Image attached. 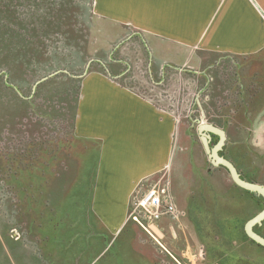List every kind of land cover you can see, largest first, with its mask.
Returning <instances> with one entry per match:
<instances>
[{
    "label": "crops",
    "instance_id": "crops-1",
    "mask_svg": "<svg viewBox=\"0 0 264 264\" xmlns=\"http://www.w3.org/2000/svg\"><path fill=\"white\" fill-rule=\"evenodd\" d=\"M91 9L102 33L111 26L109 42L113 43L100 48L95 65L82 76L68 74V79H79L69 134L93 141L94 167L77 182V170L73 172L69 162L63 161L61 171L46 182L62 181L65 195L74 189L70 195L85 200L86 222L79 223L81 213L73 224L61 221L56 214L60 202H56L52 211L37 214L45 220L35 224L32 245L7 241L0 264H178L187 258L199 264H231L230 258L218 257L216 249H229L239 259L253 257L259 247L234 224L241 217L220 221L224 228L221 240L209 251L210 231L199 218L212 210L203 211L206 205L199 197L194 200L186 194L184 198L185 191L176 180L188 128L184 119L125 83L132 59L125 58L124 45L129 41L139 44L148 71L157 75L168 69H208L222 58H252L264 53V0H92ZM256 69V73L262 70ZM57 73L41 78L35 87ZM249 84L243 90L242 120H250L245 116L254 106L253 113L259 115L255 119L264 120V77L255 78L257 91L252 93L256 95L249 93ZM250 131L246 129L245 135ZM236 169L240 175L244 172L245 179L264 184L258 179L261 167L256 172L252 165ZM161 177L168 180L173 203L182 215L176 221L167 217L158 221L154 235L160 247L130 220V203L141 184ZM79 184L88 185V190L81 193ZM135 226L150 244L162 249L164 257L153 250L140 251L134 240ZM256 227L255 232L264 237V221Z\"/></svg>",
    "mask_w": 264,
    "mask_h": 264
},
{
    "label": "rangeland",
    "instance_id": "rangeland-1",
    "mask_svg": "<svg viewBox=\"0 0 264 264\" xmlns=\"http://www.w3.org/2000/svg\"><path fill=\"white\" fill-rule=\"evenodd\" d=\"M91 8L92 0H0V255L7 241L32 245L35 224L42 225L45 220L37 214L52 211L56 202H60L56 214L61 221L73 224L81 213L79 223L86 222L85 200L70 195L74 189L65 195L62 181L55 185L46 182L61 171L63 161L69 162L73 172L77 170V182L94 167L93 141L69 134L79 81L68 79L69 75L77 77L89 71L100 48L113 43L109 42L111 26L102 33ZM8 14L24 27L34 22L35 32L31 28L25 35L24 27L11 21ZM12 31L15 36L11 37ZM124 48L125 58L132 59L125 83L184 119L182 123L188 128L176 180L185 191L184 198L186 194L194 200L199 197L206 205L203 211L212 210L199 220L210 231L209 251H213L223 234L221 220L241 217L234 224L242 229L250 215L261 211L262 204L256 196L237 189L225 169L211 166L197 126L213 124L224 130L227 141L222 155L240 171L247 165H252L254 172L261 167L258 179L264 183V120L255 119L259 115L253 113L254 106L245 116L250 120L243 121L241 110L245 86L250 83L249 93L255 92V78L264 77V53L245 59L222 58L199 71L168 69L157 75L148 71L139 44L129 41ZM256 68L261 72L256 73ZM56 71L59 73L35 87V82ZM246 129L251 130L250 135H245ZM78 188L85 193L89 186ZM135 230L134 240L141 252L153 250L156 256L164 257L160 247L150 244L137 227ZM215 251L218 257L230 258L231 264L241 260L229 249ZM252 259L264 262V251L258 248Z\"/></svg>",
    "mask_w": 264,
    "mask_h": 264
},
{
    "label": "built area",
    "instance_id": "built-area-1",
    "mask_svg": "<svg viewBox=\"0 0 264 264\" xmlns=\"http://www.w3.org/2000/svg\"><path fill=\"white\" fill-rule=\"evenodd\" d=\"M182 213L173 203L169 192V182L166 178H158L155 181H145L134 192L131 198L130 219L144 232H146L161 247L154 235V229L158 221L167 217L176 221ZM202 256V250L198 252ZM199 264L197 260L187 258L184 263Z\"/></svg>",
    "mask_w": 264,
    "mask_h": 264
},
{
    "label": "water",
    "instance_id": "water-1",
    "mask_svg": "<svg viewBox=\"0 0 264 264\" xmlns=\"http://www.w3.org/2000/svg\"><path fill=\"white\" fill-rule=\"evenodd\" d=\"M197 131L200 136V140L203 146L205 153L213 167H222L224 168L231 181L242 190L253 192L257 196H260L264 200V186L248 182L243 180L236 167L229 160L224 158L219 154V152L223 149L226 144L227 136L224 130L216 127L213 124L199 123L197 126ZM210 135H214L218 137V141L216 144L210 146L209 139ZM264 221V208L257 213L254 217L249 219L243 226L245 235L253 241L258 246L264 248V237L257 234L253 228L257 225H261Z\"/></svg>",
    "mask_w": 264,
    "mask_h": 264
},
{
    "label": "flooded vegetation",
    "instance_id": "flooded-vegetation-1",
    "mask_svg": "<svg viewBox=\"0 0 264 264\" xmlns=\"http://www.w3.org/2000/svg\"><path fill=\"white\" fill-rule=\"evenodd\" d=\"M217 141H218V137L217 136H214V135H210V139H209V144H210V146H212V145H214V144H216L217 143ZM200 142H201V140H200ZM201 145H202V143H201ZM202 148H203V146H202ZM204 150V149H203ZM205 152V151H204ZM206 154V153H205ZM219 154L221 155V156H223L224 157V155H222V151H220L219 152ZM206 156H207V154H206ZM208 158V157H207ZM224 158H226V157H224ZM227 159V158H226ZM209 160V159H208ZM228 160V159H227ZM209 163H210V161H209ZM232 163V162H231ZM211 164V163H210ZM234 165V164H233ZM212 166V165H211ZM235 166V165H234ZM224 169V168H223ZM226 171V170H225ZM238 171V170H237ZM227 172V171H226ZM239 173V172H238ZM240 175V174H239ZM240 177H241V175H240ZM243 177V176H242ZM231 180V179H230ZM252 183H254V182H252ZM234 184V183H233ZM235 185V184H234ZM236 186V185H235ZM259 213V212H258ZM257 226H260V225H257ZM256 226L253 228V230L254 231H256ZM244 230V229H243ZM263 237V236H262ZM249 239V238H248ZM256 246L257 247H259L260 248V246H258L257 244H256ZM261 250H263L262 248H260ZM264 251V250H263ZM202 255H203V251H202ZM252 258H254V256L253 257H249V258H245V259H241L240 260V262H239V264H264V262H261V261H257L256 259H252ZM242 261V262H241Z\"/></svg>",
    "mask_w": 264,
    "mask_h": 264
},
{
    "label": "trees",
    "instance_id": "trees-1",
    "mask_svg": "<svg viewBox=\"0 0 264 264\" xmlns=\"http://www.w3.org/2000/svg\"><path fill=\"white\" fill-rule=\"evenodd\" d=\"M6 4H10V2L9 1H7L6 2ZM7 8H8V6H5V10H6V12H8V10H7ZM10 13V12H9ZM11 15V14H10ZM9 14L7 15V17L8 18H10L11 19V21H13V22H15V23H19V25L20 26H23V23L22 22H18V20H15V18H14V16L13 15H11L10 16ZM33 24H34V22L32 23V26L31 27H24L22 30L24 31V33H25V35H27L28 34V31H30L31 30V28H32V30H33V32H35V27H33ZM26 28V29H25ZM30 28V29H29ZM28 30V31H27ZM13 33H15L14 31H12V32H10V36L12 37V36H15V35H13ZM9 43V42H8ZM241 178L243 179V180H246V181H248V182H253V181H251V180H248V179H245L244 177H242L241 176ZM247 193H249V194H251V195H253V196H256L257 197V199H259L260 201H261V209L260 210H262L263 208H264V200L260 197V196H257L255 193H253V192H248V191H246ZM243 229V228H242ZM249 241L252 243V244H255L253 241H251L250 239H249ZM256 245V244H255ZM260 248H262V247H260ZM263 249V248H262ZM264 250V249H263Z\"/></svg>",
    "mask_w": 264,
    "mask_h": 264
}]
</instances>
